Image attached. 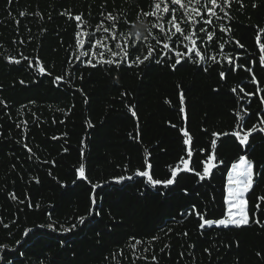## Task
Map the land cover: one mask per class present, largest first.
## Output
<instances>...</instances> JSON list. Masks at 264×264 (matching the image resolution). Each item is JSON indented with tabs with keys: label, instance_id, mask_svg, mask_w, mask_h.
Segmentation results:
<instances>
[{
	"label": "trees",
	"instance_id": "1",
	"mask_svg": "<svg viewBox=\"0 0 264 264\" xmlns=\"http://www.w3.org/2000/svg\"><path fill=\"white\" fill-rule=\"evenodd\" d=\"M106 2L108 11L114 6L130 9L135 20L136 9L149 10L152 0ZM256 2L255 9L253 0H243V9L232 4L234 39L217 32L228 41L223 52L221 39L215 47L201 45L207 62H188L173 71L167 59L160 65L120 69L93 68L75 59L82 49L76 43L80 29L74 16L83 14L88 22L79 38L87 47V34L101 20L105 0H0V100L7 105L0 104V246H5L0 264H147L134 259L128 238L153 235L159 239L143 255L149 260L155 255L159 264H264V228L251 224L201 230L196 215H184L195 205L205 219L221 218L228 175L241 156L251 162L259 185L250 201L264 194V133H253L246 145L222 135L241 131L238 112H247L246 128L264 120V68L259 65L264 0ZM100 50L102 46L92 51ZM229 59L234 71H229ZM56 77L63 79L54 83ZM184 131L193 138L190 145L183 144ZM209 154L216 156V166L205 180L180 171ZM147 163L156 179H168L174 169L182 178L163 196L141 178L114 182ZM81 164L87 180L77 178ZM196 167L203 171V164ZM93 192L99 193L95 210L100 215L86 221L89 226L64 233L63 228L94 207ZM257 216L264 220V212ZM162 226L171 232L165 234ZM121 249L123 256H114Z\"/></svg>",
	"mask_w": 264,
	"mask_h": 264
},
{
	"label": "snow or ice",
	"instance_id": "2",
	"mask_svg": "<svg viewBox=\"0 0 264 264\" xmlns=\"http://www.w3.org/2000/svg\"><path fill=\"white\" fill-rule=\"evenodd\" d=\"M11 3V0H9ZM233 3H238L240 9H243L245 4L243 0H152L149 5V10L145 11L143 7H138L135 11V20L131 19L132 12L130 9L121 10L120 8L113 7L112 11L107 10V2L102 6L101 9V20L95 26L94 32L87 34V47L84 46L80 41V36L83 34V29L88 26V22L83 19V14H78L74 16L75 21L78 22V29L75 34L77 37V46L82 50L75 57L77 61L81 63H86L87 65L96 68L98 66H108L109 68L114 66L116 69L122 67L132 68L140 67L146 62H152L157 65L165 63L167 60H172L170 67L173 71L179 70L180 67L185 66L188 62L198 64L200 61H205L209 59L206 52L202 55L204 51L201 48L203 45L205 48L208 46H216V40L222 37L217 35L220 34L228 35V41L233 40L231 36L233 32V26L231 22L234 17L231 15V6ZM253 9L258 7L256 0H253L251 4ZM21 16L25 13L21 12ZM61 15L71 16V13L64 12ZM102 30V31H101ZM99 34V35H97ZM202 34V35H201ZM149 40L154 41L149 43ZM114 42V44L109 42ZM199 41V44H198ZM228 41H223L219 43L218 47L223 52L225 49V44ZM23 43V41H21ZM235 43L240 47H244L240 44L239 40ZM97 46H102V50L98 52H93L92 50L97 48ZM184 49L183 51L181 50ZM118 49V51L114 50ZM146 49V51H142ZM106 53L108 54L106 56ZM133 54H135L133 56ZM83 57H90L86 61ZM97 59L96 63L92 60ZM24 59H28L25 57ZM213 63H216V57H210ZM16 64H20V60H15ZM71 63V61H69ZM230 68L229 71H234L235 68L232 67L233 59L228 61ZM259 65L264 68V46L260 48L259 55ZM31 66V63L29 64ZM249 73L252 72L251 68L245 69ZM43 71V69H41ZM225 71H221L219 76L221 79L225 77ZM63 77H56L55 81L62 80ZM252 82L256 83V75H252ZM23 83V81L21 82ZM259 90V89H258ZM218 91V89H217ZM231 91L236 92L233 88ZM240 91H243L241 88ZM122 95H124L122 93ZM251 95L250 93H245V96ZM183 93H181V103L183 104ZM264 103V100L261 101ZM0 104L7 105L4 101L0 100ZM181 112H184V108L181 107ZM132 115L135 116L136 113L133 111ZM237 119L239 123L240 132L223 133L222 135H231L235 137L241 145H246L249 142V137L253 133L260 132L264 133V120L260 122V125H253L251 128H246L244 121V116L247 112L244 111L243 114L238 112ZM17 127H20L18 124ZM242 133V134H241ZM186 139L183 140L184 145H190L192 137L189 135L188 131L183 132ZM214 136L220 135L213 133ZM55 139V137L53 138ZM213 147L216 146L217 141L214 139L211 141ZM28 147L26 144L24 145ZM31 152V149L28 148ZM194 145H191L187 149V155L191 157L193 155ZM198 155V153H197ZM216 156L209 154L202 161H192V167H185L180 170L183 173L189 171L193 172L201 181L210 177L212 173V168L215 167ZM182 163L188 164V161L181 158ZM203 164V171L198 170L196 164ZM78 179L87 180L88 177L85 175V167L83 164L77 170ZM231 173H235L233 176ZM228 177V194L225 198V203L227 205L226 211L222 214L221 218L205 219L204 212H197L195 205L184 213V215H196L201 223L199 228L201 230H206V228L223 227L228 229L230 227H244L251 226V224L259 225L264 228V220H261L257 213L264 212V194L255 197L252 200V206L249 205V200L252 199L248 196V193H252L255 196V190L259 187L256 181V174L253 172V166L250 161H247L244 156L239 159V164L232 165V170ZM134 178H141V183L146 187H150L153 190L159 192L160 195H164L165 190H168L170 186L178 185L179 180L182 176H178L177 170H172L171 175L166 180H160L154 178V168L151 163H147L143 170L137 169L134 175L127 177L120 176L114 178L115 183H123L128 180L131 181ZM261 180H264V175L260 176ZM89 183L90 180H89ZM234 185V187H232ZM93 185V189H95ZM12 198L15 199V194H11ZM99 193L93 192L90 197L92 200L93 208L89 210L87 216H81L77 218V223L72 224L70 227L63 228L64 233L74 231L78 226H89L86 225V221L89 223L93 216H99L100 212L95 210V204ZM22 202V201H21ZM251 214V215H250ZM4 227H8L7 224ZM48 227L56 232L57 229L54 224H49ZM161 231H165V234L171 232L170 228L161 227ZM30 231V230H29ZM28 235V232H25ZM187 235V232L184 233ZM129 242L127 247L131 250L134 259H143L147 261V264H159V261L155 255L151 256V259L144 256L143 253L147 252L149 247H151L158 239V236L153 235L151 238L138 239L136 237H129ZM63 243V242H61ZM138 246H140L139 253L137 252ZM5 246H0V248ZM169 247L165 245V248ZM205 251H208L205 249ZM123 256V249L119 253L114 254V256ZM260 255V253H257ZM183 256V253L181 254Z\"/></svg>",
	"mask_w": 264,
	"mask_h": 264
},
{
	"label": "rangeland",
	"instance_id": "3",
	"mask_svg": "<svg viewBox=\"0 0 264 264\" xmlns=\"http://www.w3.org/2000/svg\"><path fill=\"white\" fill-rule=\"evenodd\" d=\"M236 164H239V162H237ZM232 170V169H231ZM230 173H231V171H230ZM233 176H235V173H231ZM228 177H229V175H228ZM232 187H234V185L232 186ZM227 194H228V185H227ZM248 196H251V192L250 193H248ZM249 205L250 206H252V202L249 200ZM259 213H257V215H258ZM251 215V214H250Z\"/></svg>",
	"mask_w": 264,
	"mask_h": 264
}]
</instances>
